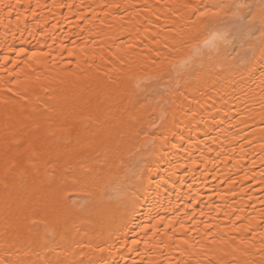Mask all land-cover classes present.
Returning a JSON list of instances; mask_svg holds the SVG:
<instances>
[{"label": "snow or ice", "instance_id": "obj_1", "mask_svg": "<svg viewBox=\"0 0 264 264\" xmlns=\"http://www.w3.org/2000/svg\"><path fill=\"white\" fill-rule=\"evenodd\" d=\"M62 21L77 30L68 45L56 34ZM0 28V105L16 117L0 134V264H264V0H0ZM133 68L174 73L148 105L120 107L134 151L114 149L106 113L78 104L74 146L37 149L41 132L72 139L65 77L95 71L113 86L105 95L123 97ZM189 81L209 103L228 99L235 131L203 162L212 167L206 196L141 206L143 170L126 159L188 99L180 89ZM21 141L26 160L13 149ZM29 164L43 180L25 187L9 170Z\"/></svg>", "mask_w": 264, "mask_h": 264}, {"label": "bare ground", "instance_id": "obj_2", "mask_svg": "<svg viewBox=\"0 0 264 264\" xmlns=\"http://www.w3.org/2000/svg\"><path fill=\"white\" fill-rule=\"evenodd\" d=\"M41 2L48 3L50 0H41ZM75 2L80 3L81 0H75ZM83 2L88 4L94 3L95 0H83ZM61 11L67 14L66 9ZM45 14L48 15L47 10ZM49 21L55 23L51 17ZM76 31L70 24L62 21L56 34L68 45L69 40L76 39ZM2 34L3 28H0V36ZM64 34H68L67 39ZM86 35V33L82 34V36ZM79 43L80 41L77 40V44ZM65 58L70 59L67 56ZM95 63L99 64L100 61L96 60ZM173 78L174 73L169 68L155 71L133 68L129 78L123 81L124 96L121 97L115 91L105 95L102 89H111L113 86L105 85L102 77L95 71L88 75H81L79 78L65 77V82L59 85L68 97V105L63 110L62 118L67 120L72 127V139L71 141L60 139L59 134H56L54 140L51 136L41 132V138L39 142H35V146L37 149L41 145L46 147L59 145L62 149L74 146L75 135L81 128L80 122L73 115L78 104L80 108H90L94 113L97 110L106 113L108 121L106 132L111 133L112 147L127 155L128 152L135 150L136 142L121 124V117L124 114L120 111V107L128 105L129 111L140 110L142 106L156 99L168 86L169 80ZM197 87L195 81H189L181 87L180 91L184 92L188 99L178 101V105L171 109L173 114L166 123L152 130L150 134L153 136V142L151 144L126 159V163L130 166L143 170L141 179L136 185V191L140 197L138 203L141 206L147 203L150 207L163 211L202 190H204L202 194L207 195L205 187L210 183L208 177L212 173V167L209 165L205 168L203 162L209 158L215 159V156L210 157L209 153H215L220 149L221 141L225 149L228 147L227 138L235 131L231 127L235 121L232 105L227 98L217 97L209 103L210 97L201 96ZM77 97H82L84 103L76 101ZM129 100L131 104L128 103ZM7 117H11L12 122L16 121L11 111L5 113L3 106L0 105V134L3 133V125ZM92 127L95 130L97 126L90 125L89 130ZM27 148L28 144L23 141L19 145H13L14 151L21 153V160H26L25 150ZM6 169H8L6 158L0 152V179L4 176ZM12 172L15 173L16 181L25 187H30L34 182L39 184L43 180V169L37 174L31 169L30 164L26 165L23 171L10 169L9 174ZM2 197L3 185L0 184V216L4 211ZM218 203L222 202L218 200ZM137 222H140V218ZM89 238L87 233H80L77 236V239L83 241Z\"/></svg>", "mask_w": 264, "mask_h": 264}]
</instances>
